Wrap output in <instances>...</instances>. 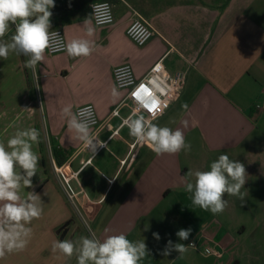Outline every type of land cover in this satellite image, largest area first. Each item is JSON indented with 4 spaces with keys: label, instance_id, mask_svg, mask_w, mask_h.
<instances>
[{
    "label": "crops",
    "instance_id": "crops-1",
    "mask_svg": "<svg viewBox=\"0 0 264 264\" xmlns=\"http://www.w3.org/2000/svg\"><path fill=\"white\" fill-rule=\"evenodd\" d=\"M94 1L55 0L50 18V30L63 28L68 42L89 40L94 45L90 56L46 51L35 71L25 67L27 57L12 53L7 60L0 58V141L6 142L17 129L40 132L33 145L40 157L38 172L33 187L22 194L40 195L44 210L30 225L28 246L0 258V264H76L75 257L54 253L52 244L88 236L90 230L100 239L124 233L131 241L144 240L149 255L141 264H175L178 252H161L169 240L179 243L177 231L193 232L194 226L219 249L220 244L229 246L230 234L223 225L211 223L210 211L192 204L184 184L189 170H210L221 154L244 164V188L264 177V111L256 107L264 104V0H112L116 21L103 27L93 21ZM139 16L155 28V36L143 46L127 34ZM14 31L11 25L5 39ZM161 59L184 83L153 122L181 129L191 150L156 156L129 135L121 117L111 114L126 95L116 86L113 69L131 63L143 77ZM87 103L101 117L100 137H111L108 148L90 163L91 153L73 138L61 116L64 105L76 111ZM130 111L123 106L121 114L126 117ZM55 149L63 164L57 163ZM74 172L78 175L65 182ZM224 198L230 205L240 201L227 194ZM228 211L212 214V219L219 221ZM67 222L62 238L63 231H58ZM188 249L184 264L194 262L193 249Z\"/></svg>",
    "mask_w": 264,
    "mask_h": 264
},
{
    "label": "clouds",
    "instance_id": "clouds-1",
    "mask_svg": "<svg viewBox=\"0 0 264 264\" xmlns=\"http://www.w3.org/2000/svg\"><path fill=\"white\" fill-rule=\"evenodd\" d=\"M54 7L55 0H0V58L7 60L12 53L27 57L25 67L35 71L37 65L44 62L48 50L63 49L72 58L90 56L94 45L89 40L73 39L64 44L56 31H50L51 9ZM85 23H88L87 19ZM11 25H14L15 31L6 40ZM92 31V28H87L89 35ZM149 83L156 86L154 81ZM111 94L115 97L118 92L113 88ZM145 94L150 99L146 100ZM131 96L139 105L134 113L144 109L151 114V118L135 115L125 119L124 124L130 136L138 143L147 145L156 156L191 150L181 129L153 122L157 113L162 111L158 97L144 85L134 90ZM183 107L187 109L188 106L185 104ZM61 116L67 120V128L73 138L81 142L93 156L98 148L106 147L105 142L93 132L96 119L92 107L73 111V105L66 104L61 109ZM39 137L37 129L24 128L17 129L6 142L0 141V258L23 251L32 237L30 225L43 215L40 195L34 191L22 194L23 189L33 187L32 177L38 172L40 157L33 150V145L39 142ZM246 177L243 163L221 154L211 162L210 170H189L184 187L191 194L194 206L217 215L228 205L225 194L243 203L247 194L241 189L244 188ZM190 233V228L180 229L176 235L184 241L188 240ZM153 235L157 240L160 239L158 233ZM189 246L194 244L185 246L183 243L173 244L169 240L161 254L168 256L176 251L183 255ZM52 251L66 258L75 257L76 264H141L149 255L144 240L131 241L124 233L100 239L91 230L88 236L55 240Z\"/></svg>",
    "mask_w": 264,
    "mask_h": 264
},
{
    "label": "built area",
    "instance_id": "built-area-1",
    "mask_svg": "<svg viewBox=\"0 0 264 264\" xmlns=\"http://www.w3.org/2000/svg\"><path fill=\"white\" fill-rule=\"evenodd\" d=\"M91 12L95 25L103 27L112 26L115 24L116 20L114 13V4L112 0H97L92 2ZM50 31H56L60 35V40L64 44L68 43L66 32L63 28H57ZM127 34L135 44L143 46L155 36V28L148 20L139 16L131 21L127 28ZM63 52L66 51L63 49H57L55 51L48 50V53L51 55ZM157 65H159L158 69L156 68ZM113 75L116 86L119 89L126 91V95L123 101L119 103L116 107H114L111 112L113 116H119L122 118V125H125L124 120L129 118L130 116L144 115L145 118H151V114L144 109H141L139 113H134V110L138 108L139 105L137 101L131 96V93L136 90L140 85H144L153 95L159 98L161 102L162 111L160 113H157L158 118L171 105L172 100L181 92L184 83V78L182 76H174L167 71V69L162 64V59L155 63L147 72V74L143 77H138L136 75L134 67L131 63H123L115 66L113 69ZM149 81H154L155 85L158 87L154 86L152 83H149ZM144 98L146 100L150 99L147 94H145ZM164 105H166V107H163ZM123 106H129L131 110L130 114L126 117H123L121 114V109ZM82 107L93 108L96 119V123L95 125H93V132L94 134H97L100 140L104 141L106 144V147H100L97 149L94 155L96 156L99 152L108 148L111 137L107 139H103L100 137L102 121L96 106L93 103H87L77 107L76 111ZM256 107L261 111H264V104L257 103ZM119 131L120 128L116 129L113 132V135L119 133ZM135 145L136 143H134L132 146L135 147ZM94 156L91 153V157L88 159L87 163H90ZM123 162H126V159L123 160ZM77 175L78 172H74L69 176H65L64 181L68 183ZM70 195L73 197V194ZM205 253L207 255L213 254L218 258L223 256V253L220 250L210 244L206 245Z\"/></svg>",
    "mask_w": 264,
    "mask_h": 264
},
{
    "label": "rangeland",
    "instance_id": "rangeland-1",
    "mask_svg": "<svg viewBox=\"0 0 264 264\" xmlns=\"http://www.w3.org/2000/svg\"><path fill=\"white\" fill-rule=\"evenodd\" d=\"M242 192L250 195L245 197L243 203L237 201V204H228L226 209L229 210L224 215H220L219 221L212 219L211 223L223 225L227 235V245H221L220 249L212 241L204 239L201 233H198L197 227L190 233L188 240L181 241L185 246L193 249L194 262L188 261V264H264V177H259L251 182L249 187L242 188ZM248 192H250L248 194ZM179 229L183 228L180 223L177 224ZM212 245L223 253L218 258L213 254L206 257V245ZM188 251L178 256L175 264H184Z\"/></svg>",
    "mask_w": 264,
    "mask_h": 264
},
{
    "label": "trees",
    "instance_id": "trees-1",
    "mask_svg": "<svg viewBox=\"0 0 264 264\" xmlns=\"http://www.w3.org/2000/svg\"><path fill=\"white\" fill-rule=\"evenodd\" d=\"M54 154H55V158H56L57 163L63 164V162H64L65 159H61L60 158L59 151L55 149Z\"/></svg>",
    "mask_w": 264,
    "mask_h": 264
},
{
    "label": "water",
    "instance_id": "water-1",
    "mask_svg": "<svg viewBox=\"0 0 264 264\" xmlns=\"http://www.w3.org/2000/svg\"><path fill=\"white\" fill-rule=\"evenodd\" d=\"M70 224V222H67L63 227H61L60 229H59V233H61L62 231H63V233H62V238L64 237V235H65V233H66V230H67V227H68V225Z\"/></svg>",
    "mask_w": 264,
    "mask_h": 264
}]
</instances>
